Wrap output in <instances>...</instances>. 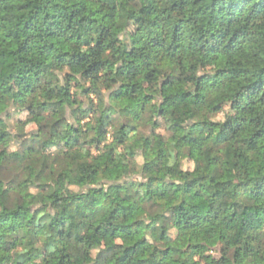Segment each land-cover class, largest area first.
I'll list each match as a JSON object with an SVG mask.
<instances>
[{
  "label": "trees",
  "instance_id": "trees-1",
  "mask_svg": "<svg viewBox=\"0 0 264 264\" xmlns=\"http://www.w3.org/2000/svg\"><path fill=\"white\" fill-rule=\"evenodd\" d=\"M0 264H264V0H0Z\"/></svg>",
  "mask_w": 264,
  "mask_h": 264
},
{
  "label": "rangeland",
  "instance_id": "rangeland-1",
  "mask_svg": "<svg viewBox=\"0 0 264 264\" xmlns=\"http://www.w3.org/2000/svg\"><path fill=\"white\" fill-rule=\"evenodd\" d=\"M220 85H221V84H217V85H216L217 88H220ZM234 110H235V107H234L233 105L229 104V105L225 108L224 114L232 113V112H234ZM185 166H186V168H190V167H192V164H190V163H186Z\"/></svg>",
  "mask_w": 264,
  "mask_h": 264
}]
</instances>
